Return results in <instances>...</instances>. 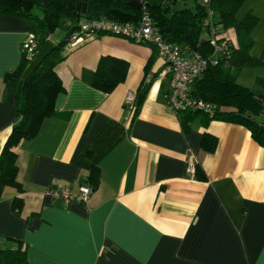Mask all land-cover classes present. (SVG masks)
Instances as JSON below:
<instances>
[{
    "label": "crops",
    "instance_id": "obj_1",
    "mask_svg": "<svg viewBox=\"0 0 264 264\" xmlns=\"http://www.w3.org/2000/svg\"><path fill=\"white\" fill-rule=\"evenodd\" d=\"M247 14L257 18L249 54L264 63V0H246L236 18ZM30 27L0 15V153L18 121L16 90L4 76L19 67ZM103 56L129 66L109 93L82 79ZM163 64L151 46L109 34L67 50L56 66L64 87L56 114L16 147L21 192L6 188L0 197V250L24 248L28 264H264V148L247 128L226 121L196 120L185 131L165 99ZM247 69L255 81L264 77V64ZM148 79L134 115L125 97ZM204 133L217 140L213 152L201 147ZM96 170L85 203L48 195L53 186L77 194Z\"/></svg>",
    "mask_w": 264,
    "mask_h": 264
},
{
    "label": "trees",
    "instance_id": "obj_2",
    "mask_svg": "<svg viewBox=\"0 0 264 264\" xmlns=\"http://www.w3.org/2000/svg\"><path fill=\"white\" fill-rule=\"evenodd\" d=\"M136 1L140 9L130 7L129 0H0V15L30 21V34L37 44L31 58H26L22 52L19 67L4 76V81L16 90L18 121L0 153V197L6 188L21 192L16 179V147L22 141L33 139L42 122L56 114L55 100L64 92L56 66L65 60L70 38L80 34V26L85 22L107 20L118 25H137L141 15L147 13L166 43L183 49L187 55L196 51L203 58L212 54L210 27L217 26V39L227 41L229 53L216 58V64L210 62L189 88V95L204 101L210 109L178 112L180 122L185 131L196 120L202 126L212 120L238 124L247 128L255 142L264 148V77L256 78L257 89L245 87L237 81L243 68L264 64L249 54L253 45L250 35L257 18L251 14L241 21L236 18L246 0H210L208 8L202 6L200 0ZM59 29L64 30V38L55 43L29 72H25ZM227 30L234 31V43L224 35ZM100 34L106 33H96L93 37ZM128 67L121 58L103 56L94 71L82 73V79L92 88L109 93L125 80ZM150 82V79L143 80L135 94L134 115ZM216 143L215 137L208 133L202 135L201 147L205 151L213 152ZM195 177L205 179L199 167L195 168ZM97 182L96 170L89 177L92 191ZM21 206V199L16 197L14 209L19 211ZM0 264H28L25 249L0 250Z\"/></svg>",
    "mask_w": 264,
    "mask_h": 264
},
{
    "label": "built area",
    "instance_id": "obj_3",
    "mask_svg": "<svg viewBox=\"0 0 264 264\" xmlns=\"http://www.w3.org/2000/svg\"><path fill=\"white\" fill-rule=\"evenodd\" d=\"M204 7L209 6L210 0H200ZM209 10V9H208ZM211 15V11H209ZM219 28L211 25L209 38L212 44V54L207 58L201 57L196 51L185 54L184 50L166 43L159 33L157 27L152 23L149 15H141L137 25L124 24L118 25L111 21L99 20L85 22L80 26V34L73 35L68 44V49H73L85 41L93 38L96 33H106L116 37L133 41L137 44L151 46L157 55L164 61V67L159 72L160 79H167L168 89L165 99L169 108L178 113L182 111H204L209 110L210 106L202 100H198L189 95V88L193 81L200 76L207 68L209 63L216 64L215 59L227 56L229 44L226 40H218ZM37 44L32 34L22 44V52L26 58H31ZM135 94L126 95L124 105L129 111L134 110ZM188 172L194 176V166L189 164ZM92 192L90 186H82L77 194H71L68 189L53 186L48 189V195L54 199H63L66 202L75 201L85 203Z\"/></svg>",
    "mask_w": 264,
    "mask_h": 264
},
{
    "label": "rangeland",
    "instance_id": "obj_4",
    "mask_svg": "<svg viewBox=\"0 0 264 264\" xmlns=\"http://www.w3.org/2000/svg\"><path fill=\"white\" fill-rule=\"evenodd\" d=\"M224 35L230 39L233 43L235 42V34L233 30H227L224 32ZM65 36V32L62 29H59L54 34V37H57L59 40L63 39ZM248 67H245L243 69L242 73H239L237 76V81L241 85H244L248 88L257 89L258 87L255 84V76H252L253 73L252 69H247ZM250 72V73H249Z\"/></svg>",
    "mask_w": 264,
    "mask_h": 264
},
{
    "label": "water",
    "instance_id": "obj_5",
    "mask_svg": "<svg viewBox=\"0 0 264 264\" xmlns=\"http://www.w3.org/2000/svg\"><path fill=\"white\" fill-rule=\"evenodd\" d=\"M128 5L132 8L140 9L141 6L136 0H129Z\"/></svg>",
    "mask_w": 264,
    "mask_h": 264
}]
</instances>
